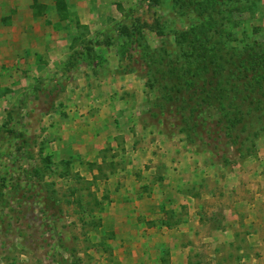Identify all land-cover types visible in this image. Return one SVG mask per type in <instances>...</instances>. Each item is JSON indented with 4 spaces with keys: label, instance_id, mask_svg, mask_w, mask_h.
I'll list each match as a JSON object with an SVG mask.
<instances>
[{
    "label": "rangeland",
    "instance_id": "1",
    "mask_svg": "<svg viewBox=\"0 0 264 264\" xmlns=\"http://www.w3.org/2000/svg\"><path fill=\"white\" fill-rule=\"evenodd\" d=\"M1 1L10 9L0 10L1 26L17 22L0 38L3 63L15 62L2 83L16 84L15 94L11 85L0 87V264H136L120 258L125 245L115 241L108 220L118 203L108 182L120 169L112 157L127 164V157H137L143 192L153 194L155 186L171 193L163 206L175 199L177 185L167 184L172 173L182 181L179 190H193L155 221L168 231L191 216L198 240L187 258L165 254L162 264H264V241L252 240L259 230L264 237L262 225H252L264 221L262 210L243 220L234 216L264 192V112L251 110L242 131L218 108L203 106L195 118L213 121L215 141L190 140L178 112L189 97L174 92L175 100H166L172 82L162 75L177 56L186 67L192 63L194 52L177 36L210 13L226 17V30H212L222 39L232 31L264 43V0ZM110 96L129 107L128 120L117 125L141 134L139 149L132 138L130 146L120 138L107 108ZM238 134L245 142L236 141Z\"/></svg>",
    "mask_w": 264,
    "mask_h": 264
},
{
    "label": "trees",
    "instance_id": "2",
    "mask_svg": "<svg viewBox=\"0 0 264 264\" xmlns=\"http://www.w3.org/2000/svg\"><path fill=\"white\" fill-rule=\"evenodd\" d=\"M225 18L221 20L210 13L202 25L181 32L177 42L194 52L192 63L186 67L177 56L162 67V75L168 73L172 82L165 99L175 100L174 92L189 97L188 102L178 105V112L183 116L181 129L190 140L215 141L218 131L213 128V121L195 118L203 106L218 108L232 129L241 126L242 131L247 130L251 110L264 112V43L248 34L238 39L232 31H227L222 39L212 30L215 26L226 30ZM239 136H234L236 141L245 142Z\"/></svg>",
    "mask_w": 264,
    "mask_h": 264
},
{
    "label": "crops",
    "instance_id": "3",
    "mask_svg": "<svg viewBox=\"0 0 264 264\" xmlns=\"http://www.w3.org/2000/svg\"><path fill=\"white\" fill-rule=\"evenodd\" d=\"M2 2L5 3L6 1L2 0L1 3ZM0 10H2L3 13L5 14H7L8 11H10L8 6L7 5L3 6V4L0 6ZM25 12H26V17L29 18L30 14H27V13H30V12L26 10ZM8 17H10V15ZM23 17L26 18L25 16ZM1 19L2 18L0 15V22H1ZM3 21H2V26L0 24L1 27H4L0 29V38H4V37L8 38L7 35H2V34H4L7 31V29L9 30L8 33L11 32L10 30L15 27V23L17 22V20L15 21V18H13L14 25L10 27H7L6 23H4ZM23 22H24V25H23ZM23 22H21L20 24H22L23 26H28L30 25L29 23H32V19H28L29 23L25 21ZM24 28L26 31H30V29H27L26 27ZM10 38L11 37H9V39ZM1 46H2V43L0 42V49H1ZM46 50H48V55H49L51 51V43H49V41L48 43H46ZM13 51L14 50L12 49V52ZM1 55H3L2 51L0 52V71L2 69L4 70L5 73H3L4 75L0 73V87L7 88V87H10L11 85L13 86L12 93L15 94L16 88L14 86H16V84L14 85L12 83L11 84L8 83L10 76H6L7 74L6 71L14 67L15 62L6 60L3 63V60L1 59ZM4 77L6 78V80ZM3 80L8 81V82L2 83ZM77 98L78 96H76V99ZM109 98L110 100H109V105H107V108L110 111L112 118H114L113 122L116 124V128L119 127L120 129V133H118L120 134V138H122V140H127V146H130L129 141L132 138L134 143L138 144L137 146L138 148L140 146L139 140H140L141 134L138 131L136 133L135 131L131 132L130 127L126 128V125H123V124L121 126L117 125L118 120L121 123H123L122 120H125V121L128 120L129 107H126V106L122 107L120 103L118 105L116 98H114V100L113 98H111V96ZM101 114H102V111H101ZM101 116L102 115H100L98 118L100 119ZM112 136L116 137L115 134H113ZM115 137L113 138L114 140H112L111 142V146H114V147L117 145V142L115 141ZM127 158L131 161L129 162V164L121 163L119 158L112 157L110 159V162H113L115 165L119 164L120 169L118 170L114 169L113 172H110V175H109L110 179L108 180L110 184L109 188H110L111 195H113L114 197H117V200L115 203L118 202L116 204L117 205L116 208L113 207V204H112L113 212L110 213L108 220L111 226L113 225L112 228L116 230L115 235H114L116 240L115 239L114 240L116 242L121 243V245L122 244L125 245L120 248V254H121L120 258L125 260L127 257L129 258L130 262H134L136 264H143V261L145 262V264H147L149 259L151 258H152L151 263L154 262V264H162V255L166 256L165 254L169 255V257L171 256L172 260H173V257L177 258L179 255L182 256L183 254L187 258L188 253L192 250V247L194 244L193 242L195 240H198V238L195 237V235L191 234V232L193 231L192 230L193 224H191L192 220H190L191 216H187L185 220L180 221V222L173 221L174 223L172 224L173 229L168 230L170 232L165 230V227L162 228V225L160 223H163L164 221L162 220L155 221V220L163 216V212L165 211V209H171L172 207H174L175 209L179 208L178 206L180 204L177 203L178 199L181 197L185 199L190 198V196L193 193V190L185 191L184 186H183V192L179 190L178 187L182 181L178 180L177 182V178H179V176L173 175L172 173V176L175 178L173 179V182L170 183L168 181L167 184L170 185L169 188L171 190L173 186L177 185L176 189L172 192L175 199L172 202L167 201L166 205L163 206L162 201H164L166 197H169L171 193H166L169 191L163 192L161 188L157 190L155 186H154L153 194L144 193L143 192L144 190L142 188L143 186L138 181V178H137L138 175L136 173L137 171L135 170L138 167V165H135L136 162H138L135 159L137 157H127ZM250 160H252V158H250ZM153 162H155L154 158H153ZM261 163H263V161ZM244 166H245V170L247 168L246 166H248L249 168L251 167L250 165H244ZM248 171L249 170H247V172ZM263 171L264 170H262V172ZM238 173H240V171H238ZM252 173H255V172L252 171ZM252 173L250 174V177L252 176ZM216 174H217L216 182H218V185H219L218 189L220 190L221 188L220 186L223 184L222 182L223 178H221V176H224V170L222 169L220 172H218L217 170ZM202 178L204 177L202 176ZM247 184L250 188L252 187L253 189L254 187L253 185L255 183L254 181L253 182L248 181ZM187 185H188V182H187ZM244 188H247V187L244 186ZM147 195H150L151 198L150 197H148L149 199L144 198ZM248 205H249L248 212H245V213H242L243 211L236 208L240 212L239 214L235 210L234 216L236 219L240 220L239 219L240 217L243 220L244 216H245V219H247V214H249V217L250 216L253 217V214L257 213V211L255 210H262V217L264 218V211H263L264 210V192H260V197L256 200V202L251 198L248 199ZM255 206L257 207L255 208ZM242 208L244 209V207ZM151 219L154 222H151L150 221ZM253 222L254 223L252 225H258V227L262 225V227L264 228V221H259L258 223H256V221L254 220ZM189 225H190L189 229L186 230L185 234H182L181 233L182 230L187 229ZM238 226H240V224ZM123 227L124 228L126 227V228L124 229ZM253 235H254V237L252 238L253 241H261V242L264 241V237L263 235H261V230H259L258 234H253ZM135 249L137 250L136 252H135ZM130 251L132 252V254L130 253Z\"/></svg>",
    "mask_w": 264,
    "mask_h": 264
}]
</instances>
